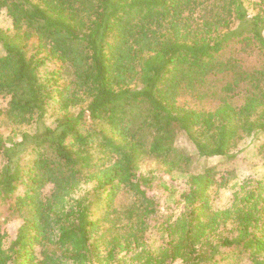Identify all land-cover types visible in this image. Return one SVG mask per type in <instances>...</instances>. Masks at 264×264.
<instances>
[{
	"label": "trees",
	"instance_id": "trees-1",
	"mask_svg": "<svg viewBox=\"0 0 264 264\" xmlns=\"http://www.w3.org/2000/svg\"><path fill=\"white\" fill-rule=\"evenodd\" d=\"M1 11L12 127L0 130V264H264V179L235 181L217 209L211 189L227 177L192 171L177 145L229 159L261 136L264 159L263 13L244 0H0ZM233 45L260 60L244 64ZM145 160L185 177L182 212L158 218Z\"/></svg>",
	"mask_w": 264,
	"mask_h": 264
},
{
	"label": "rangeland",
	"instance_id": "rangeland-1",
	"mask_svg": "<svg viewBox=\"0 0 264 264\" xmlns=\"http://www.w3.org/2000/svg\"><path fill=\"white\" fill-rule=\"evenodd\" d=\"M244 4L249 14L261 12L264 14V0H244ZM0 27L7 28L11 27V21L4 11L0 12ZM230 54L237 58H243L244 64L251 66L260 60V56L257 52L249 47L243 45H233L231 47ZM230 100L234 101L235 104L241 102V98L238 95L233 96ZM6 104V99L0 97V108H3ZM204 105V102L201 103ZM53 117H47L46 123H51ZM12 126L3 121L2 115L0 114V130L5 134L8 133ZM17 127V125H13ZM33 124H21L18 127L19 130H32ZM16 129L14 134L16 138H19V131ZM251 137L245 138L239 144V151L233 158H225L221 156L213 157H199L194 153L192 144L187 140L185 136H180L177 140V145L180 146L184 151L191 153L194 158V162L190 169L198 172L203 170L206 166H211L217 171V178L220 175L227 177V184L223 187H212V205L215 208H224L229 205L232 198L233 188L232 184L239 180L242 181L245 178L251 179H264V159L258 152V146L262 141L260 136L258 139L254 138L251 141ZM140 172L153 176V187L149 190L150 196H152L158 203V218L163 220L168 214L174 215L182 212V207L174 209V199L177 194L185 188V177L178 174V172L167 173L164 167L156 163L153 160H145L140 164ZM86 188H90L91 184H85ZM169 191H174V195H170ZM172 207V208H171ZM153 224L152 221H150ZM147 243L151 246H158L164 239L162 233L155 227L151 226L146 233ZM119 256L129 257V254L122 252Z\"/></svg>",
	"mask_w": 264,
	"mask_h": 264
}]
</instances>
